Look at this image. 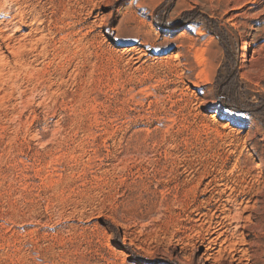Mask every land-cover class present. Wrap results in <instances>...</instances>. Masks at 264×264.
<instances>
[{
	"label": "rangeland",
	"instance_id": "1",
	"mask_svg": "<svg viewBox=\"0 0 264 264\" xmlns=\"http://www.w3.org/2000/svg\"><path fill=\"white\" fill-rule=\"evenodd\" d=\"M0 5V264H264V0Z\"/></svg>",
	"mask_w": 264,
	"mask_h": 264
},
{
	"label": "bare ground",
	"instance_id": "2",
	"mask_svg": "<svg viewBox=\"0 0 264 264\" xmlns=\"http://www.w3.org/2000/svg\"><path fill=\"white\" fill-rule=\"evenodd\" d=\"M12 2V1H11ZM1 6V5H0ZM30 7V6H29ZM55 7V6H54ZM0 9H1V7H0ZM24 9V8H23ZM1 10H3V9H1ZM28 10V9H27ZM36 10V9H35ZM57 10V9H56ZM21 12V11H20ZM37 12V11H36ZM62 12V11H61ZM36 15V14H35ZM33 16V15H32ZM19 17H21V16H19ZM26 20V19H25ZM28 20V19H27ZM30 20V19H29ZM20 21V20H19ZM36 22H37V20H36ZM31 23V22H30ZM35 24V23H34ZM33 25V24H32ZM37 25H39V23L37 24ZM38 27V26H37ZM36 27V28H37ZM34 28V27H33ZM39 28V27H38ZM34 31V30H33ZM11 33V32H10ZM34 34H36L35 32H34ZM42 34V33H41ZM10 36V35H9ZM25 36V35H24ZM45 36V35H44ZM42 37V36H41ZM60 37V36H59ZM46 38V37H45ZM7 39H9V38H7ZM34 39V38H33ZM60 40V39H59ZM53 41V40H52ZM56 41V40H55ZM65 41V40H64ZM7 42V41H6ZM22 42V41H21ZM33 43V42H32ZM38 43V42H37ZM36 43V44H37ZM9 44V43H8ZM45 45V44H44ZM32 46V45H31ZM19 47V46H18ZM45 47V46H44ZM27 48V47H26ZM29 48V47H28ZM23 49V48H22ZM35 50V49H34ZM41 51H43V50H41ZM55 51V50H54ZM20 52V51H19ZM30 53V52H29ZM63 54V53H62ZM59 56V55H58ZM37 57V56H36ZM48 56L46 55V57L45 58H47ZM17 58V57H16ZM20 59V58H19ZM58 59V58H57ZM43 60V59H42ZM2 62V61H1ZM54 62V61H53ZM25 63V62H24ZM53 64V63H52ZM32 66V65H31ZM3 68V67H2ZM32 68V67H31ZM238 199V198H237ZM227 200H229V199H227ZM242 200V199H241ZM251 201V200H250ZM232 203H233V205L234 206H236V207H238V209L237 210H242V207L246 204V207L244 208V209H246V210H249V211H252V210H254V212L256 211V209H257V207L255 206V205H252V206H249V204L251 203V202H246V201H244V200H242V201H238V200H234V201H231ZM257 204V203H256ZM235 208V207H234ZM258 211V210H257ZM237 213V212H236ZM256 213V212H255ZM238 215V214H237ZM200 217V216H199ZM228 217H229V215H228ZM242 218L243 217H241V216H239V219H241L242 220ZM224 219V218H223ZM227 219H229V218H227ZM231 220V219H230ZM205 221V220H204ZM209 224H210V222H209ZM218 225V224H217ZM216 226V225H215ZM223 227V226H222ZM212 228V227H211ZM224 229V228H223ZM223 229H221L220 228V225H218V226H216L215 228H214V231H220V230H223ZM215 232V233H216ZM214 233V234H215ZM221 234H222V232H221ZM217 235V234H216ZM217 237V236H216ZM217 241V240H216ZM216 242L214 241V240H210V241H207V243L205 242V243H202V245L203 246H205L206 248H207V250H210V249H212V247L214 246V245H216L215 244ZM227 243V242H226ZM220 244V243H219ZM225 245V244H224ZM109 247V246H108ZM214 250V249H213ZM124 263V262H123ZM126 264V263H125Z\"/></svg>",
	"mask_w": 264,
	"mask_h": 264
},
{
	"label": "trees",
	"instance_id": "3",
	"mask_svg": "<svg viewBox=\"0 0 264 264\" xmlns=\"http://www.w3.org/2000/svg\"><path fill=\"white\" fill-rule=\"evenodd\" d=\"M233 108H235V107H233ZM236 110H239V109L236 108ZM119 246H120V248H123L121 245H119Z\"/></svg>",
	"mask_w": 264,
	"mask_h": 264
}]
</instances>
